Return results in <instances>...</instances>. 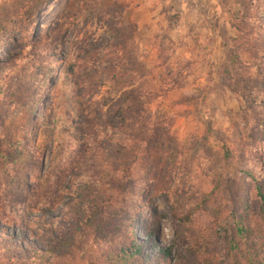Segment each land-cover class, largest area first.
Here are the masks:
<instances>
[{
    "label": "clouds",
    "instance_id": "9594fccd",
    "mask_svg": "<svg viewBox=\"0 0 264 264\" xmlns=\"http://www.w3.org/2000/svg\"><path fill=\"white\" fill-rule=\"evenodd\" d=\"M0 7L12 9V0ZM146 7L166 10L169 19L158 17L157 31L173 40L204 32L201 43L217 41L203 68L197 63L179 77L185 87L173 98L190 96L186 107H166V115L149 110L161 103L144 75L150 34L128 27ZM217 20L234 26L229 35L243 45L238 60L228 51L232 42L218 48ZM57 24L96 32L105 47L77 59L73 36L65 47ZM95 43L93 37L89 48ZM174 59L182 69L184 56ZM258 81L264 82V0L17 6L0 25V264H123L115 254L123 239L115 220L133 205L171 264H264ZM162 264H169L166 257Z\"/></svg>",
    "mask_w": 264,
    "mask_h": 264
},
{
    "label": "rangeland",
    "instance_id": "374dc122",
    "mask_svg": "<svg viewBox=\"0 0 264 264\" xmlns=\"http://www.w3.org/2000/svg\"><path fill=\"white\" fill-rule=\"evenodd\" d=\"M27 2H29V0H12V9L0 7V25L7 21L10 15L16 14L17 6L22 8ZM141 2L147 4L150 3L151 0H141ZM137 8H140V4H137ZM31 11V9L25 11L24 16L28 18ZM165 11V9L161 8L159 12H156L154 7H146L138 14L140 19L128 26L129 31L133 34L137 31L142 32L145 36L150 34L147 43L151 45L153 51L150 59V67L147 68L144 75L149 76L152 86L158 89L154 93V96L156 99L161 100V103H153L149 110L154 114L162 113L164 115L167 114L164 111L166 107L168 109H184L186 107L191 99L190 96L180 94L177 98H173L175 94L181 93V89L185 87V85L181 83L179 77L183 76L184 72L188 71L197 63L203 68L205 66V58L212 56V51L209 50L211 45L217 44V41L212 38L207 39L206 43H201V38L205 36L204 32L199 33L196 39L188 40V38L185 37L183 40H173L168 35L157 31V29L161 28V22L157 18L164 16L165 21L169 19L165 15ZM153 12H156L155 16L152 15ZM142 21L146 22L142 23ZM57 27L62 29L63 34L59 36L58 39L63 42L65 47L67 46L69 35L71 34L73 36V55L76 56L77 59L80 58L79 54L82 51L85 53L90 50L100 51L105 47V43L100 40L96 35V32H93L92 35L89 36L83 31V29L77 32L74 31L71 26L64 27L57 24ZM233 27L234 26L231 24H225L222 26L219 20L213 25L214 29H218V32H216V35L219 36L218 48L225 49L227 42H232V48L228 51H230L232 56L238 60L239 57L236 56V53L243 48V45L237 44V38L233 35H229V30ZM84 28H88V24H84ZM168 30H171V24L168 25ZM97 31L99 30L97 29ZM237 31H239V29H237ZM191 32L192 29H189V33ZM93 37L96 38V43L91 44V47L89 48L90 41H92ZM165 41H167V44H165ZM118 46L119 45L115 43L113 44V47ZM173 46L175 47L173 48ZM137 47H139V45H137ZM186 47L188 50H185ZM169 52L172 54L169 55ZM177 52H180L184 56L183 67L180 70H177V62L174 59ZM193 54H195V59H193ZM253 55H255V53H253ZM65 59H67V57H65ZM213 59H215L214 56ZM224 59L227 61L229 57L224 55ZM105 63L113 72H115V66L107 61ZM69 67L71 68L72 73L75 74L76 66L69 65ZM259 71L260 70L257 69V74H259ZM174 72L175 76L173 75ZM143 78L144 77L141 76V79ZM113 79H115V77H113ZM195 82L196 81H193V83ZM209 82L210 81L207 78L200 81L205 87H207ZM146 83H148V81H146ZM257 83L264 82L258 81ZM103 87L104 85L101 84V88ZM229 92H231V89H229ZM232 95H235V93H232ZM103 99L104 98L102 97L101 100ZM208 194L211 195V193ZM205 203V201H201V204ZM115 224L118 225L116 231L123 238L115 254L118 250H121V253L126 254L129 259L127 264H162L165 257L169 264H171V253L164 252L163 250L158 251V241L145 227V222L141 213L138 211V206L133 205L129 211L124 212L122 216L115 220ZM129 233L131 234L130 239Z\"/></svg>",
    "mask_w": 264,
    "mask_h": 264
},
{
    "label": "trees",
    "instance_id": "16d2710c",
    "mask_svg": "<svg viewBox=\"0 0 264 264\" xmlns=\"http://www.w3.org/2000/svg\"><path fill=\"white\" fill-rule=\"evenodd\" d=\"M116 255L121 258V260L123 261V264H127V262H128L129 259L126 256V254L121 253V250H118V252L116 253Z\"/></svg>",
    "mask_w": 264,
    "mask_h": 264
}]
</instances>
